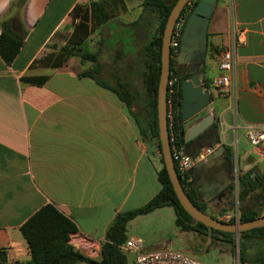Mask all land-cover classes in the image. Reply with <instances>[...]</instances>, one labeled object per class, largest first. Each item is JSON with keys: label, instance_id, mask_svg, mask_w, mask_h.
Listing matches in <instances>:
<instances>
[{"label": "crops", "instance_id": "0c3cea01", "mask_svg": "<svg viewBox=\"0 0 264 264\" xmlns=\"http://www.w3.org/2000/svg\"><path fill=\"white\" fill-rule=\"evenodd\" d=\"M106 1L110 17L100 24L87 20L71 40L86 8L78 0H0V33L5 20L12 33L23 35L11 62L0 56V252L5 255L0 264L31 258L21 226L46 204L80 232L104 238L118 212L143 205L160 189L156 141L140 128L149 127L143 49L157 32L158 14L143 0ZM113 20L118 27L111 29ZM85 29L86 37L74 44ZM116 34L120 38L110 43ZM234 35L240 40L234 54L235 114L229 99L212 86L219 51ZM207 36L199 75L209 87L217 128L208 125L184 150L193 154L204 146H228L238 163L241 158L251 164L248 169L264 173V155L255 156L244 135L247 125H264V0H218ZM77 46L97 52L98 74L108 84H127L130 109L114 90L82 74L95 62L82 59ZM138 73L144 87L140 103L132 86ZM42 76L41 82L26 79ZM194 120L183 121L185 141ZM204 167L191 169L188 189L207 210L213 199L201 195ZM245 201L256 204L251 195ZM163 209L175 217L173 206H159L131 218L126 230L137 217Z\"/></svg>", "mask_w": 264, "mask_h": 264}, {"label": "trees", "instance_id": "16d2710c", "mask_svg": "<svg viewBox=\"0 0 264 264\" xmlns=\"http://www.w3.org/2000/svg\"><path fill=\"white\" fill-rule=\"evenodd\" d=\"M197 0H189L183 8L181 15L185 18L192 10ZM143 5L150 6L158 14L159 25L157 32L150 37L143 49L144 54V70L142 72V81L147 91L146 107L149 113V127L147 130L141 128L144 136H150L155 139L156 146L159 151V159L161 167L157 171V179L160 183V189L143 205L128 211L118 212L111 225L109 226L104 240L101 245V255L98 258H90L80 253L74 245L68 242L69 233L77 230L75 223L62 214L58 209L50 204H46L35 212L24 224L21 229L28 239L31 247V258L24 262L16 264H74L76 262L85 261L91 264H130V252L122 249L120 245L125 242L126 225L128 221L137 214L147 213L156 207L163 205H172L175 212V221L183 229H194L201 234H207V231H213L226 235L233 241L234 232L220 231L201 222H193L191 215L183 208L179 202L169 176L164 167L163 158L160 150V140L158 137V126L156 116V94L157 83L160 72V45L161 34L163 31L166 17L171 9L174 0H143ZM84 8L81 12V20L75 26L71 35V40H75L77 30L85 26L86 21L90 20L92 24H100L110 17V10L106 0H94L90 6ZM2 32L0 33V56L6 61L11 62L23 41V35L12 33L7 27V21L2 20ZM88 31L85 29L79 37L78 41H73L78 44L86 37ZM82 59H89L95 62V65L82 72L83 75H88L96 80L102 86L114 90L120 99L130 109L133 99V94L129 90L127 84L116 83L115 85L108 84L98 74L97 52H92L86 49L76 47ZM191 71L185 64L179 63L176 57H170V72L169 76L176 77L177 90L173 96L172 112L173 123L169 126V136L171 145H180L183 148L188 146L193 140H184V125L181 118V80L188 76ZM28 80L37 82L43 81L44 77H26ZM207 81V80H206ZM131 111V110H130ZM135 117V113L133 112ZM212 127L217 128V124L213 123ZM219 141L216 135L215 141ZM198 151V150H197ZM196 151V152H197ZM194 152L193 154H195ZM224 157L232 166L233 158L231 149L224 147ZM252 169H248L239 175V200L245 201L247 196L257 187L264 188V173L256 172L251 175ZM181 183L190 199L202 210L207 211L205 204L196 200L194 194L188 189L189 181L180 177ZM252 205V206H251ZM242 205L240 211V220H248L260 215H264V211H260L261 205H264V200L260 204ZM212 215V214H210ZM218 218L216 215H212ZM234 221V218L229 219ZM238 249L239 261L241 264H264V226L253 227L238 233ZM5 259L4 253L0 252V261Z\"/></svg>", "mask_w": 264, "mask_h": 264}, {"label": "water", "instance_id": "95a60500", "mask_svg": "<svg viewBox=\"0 0 264 264\" xmlns=\"http://www.w3.org/2000/svg\"><path fill=\"white\" fill-rule=\"evenodd\" d=\"M189 0H174L171 9L166 17L163 31L161 34L160 45V72L157 83L156 94V116L158 126V137L160 140V150L163 158L164 167L169 176L173 190L183 206V208L193 218L192 223L201 222L206 226L220 230L239 233L253 227L264 226V215H260L244 221H226L215 218L207 211L200 209L188 196L180 176L177 174L171 153V144L167 118V81L170 72V38L176 19L181 14L183 8ZM218 0H197L190 13L187 15L180 39V48L176 56L179 63L185 64L191 73L181 80V118L184 122L194 120L187 128V139L194 137L205 127L217 120L209 111L211 106V93L209 87L200 78L199 67L204 60L207 52V30L210 17ZM204 113V114H202ZM218 131L216 130V133ZM224 146L220 145L209 153L205 160L195 164H204L206 169L203 174L204 183L219 180L220 177L214 171V166H221L219 171L223 174L224 185L227 182L225 169L222 167L225 157L221 156ZM240 169L247 170L250 163L243 164L240 158ZM255 170L251 171L254 175ZM256 190H259L257 187Z\"/></svg>", "mask_w": 264, "mask_h": 264}, {"label": "built area", "instance_id": "2783aa9c", "mask_svg": "<svg viewBox=\"0 0 264 264\" xmlns=\"http://www.w3.org/2000/svg\"><path fill=\"white\" fill-rule=\"evenodd\" d=\"M94 0H78L84 6L89 7ZM185 17L179 15L173 26L170 38V56L176 57L180 48V39L185 22ZM238 36H233L232 39L219 51L217 57V67L219 73L212 79V86L217 94L225 96L230 101L232 112L236 113L237 106V91L235 83V49L239 43ZM177 90L176 77L171 75L167 81V118L168 128L173 123L172 102L174 93ZM209 111H211V106ZM244 135L248 139L251 149L255 156L264 155V125H247L244 130ZM215 146H204L195 154H189L180 145H171V153L174 161V166L177 174L189 180V172L199 161L205 160L206 156L215 150ZM240 166L238 158H233L231 184L232 180L235 184H239ZM233 184V185H234ZM240 188V187H239ZM238 198L239 191L237 190ZM240 210H236L233 214L226 213L228 218H234V221L240 220ZM104 238L92 236L79 230L69 233L68 242L82 254L90 258H98L101 255V245ZM142 238L138 236H130L120 247L133 254V259L130 264H203L193 257L174 251L168 247H163L153 250H142ZM238 238L236 239V264H241L239 261ZM244 264H248L247 262Z\"/></svg>", "mask_w": 264, "mask_h": 264}, {"label": "rangeland", "instance_id": "374dc122", "mask_svg": "<svg viewBox=\"0 0 264 264\" xmlns=\"http://www.w3.org/2000/svg\"><path fill=\"white\" fill-rule=\"evenodd\" d=\"M131 11L135 12V9ZM116 27H118L117 22L115 20L111 21L110 28L114 29ZM119 38L120 36L117 34L112 35L109 42L113 43ZM136 75L138 76L136 77ZM136 75L132 86L136 94L135 102L140 103V99L142 97L144 99V87L141 82L140 73ZM136 110L140 111V108L136 107ZM233 184L232 180L229 195L220 200H212L213 204L207 207L208 213L216 215L219 219L229 221L231 217L228 218L225 215L226 213L233 214L236 210H240L242 205L252 204V201L239 200L237 194L239 184L236 182ZM255 203L260 204L259 201H255ZM260 208V211L263 212L264 205H261ZM166 210L163 209L156 214L149 213L148 215L137 217L128 224L126 234L128 236L134 234L142 238V250L168 247L174 251L193 257L203 264H236V239L238 238V233H234L233 241H231L226 235H221L210 230L207 231V234H201L194 229H183L176 223L175 217L171 218L166 213ZM149 247L154 248L148 249ZM128 256L131 260L133 254L130 253Z\"/></svg>", "mask_w": 264, "mask_h": 264}, {"label": "flooded vegetation", "instance_id": "af4514ba", "mask_svg": "<svg viewBox=\"0 0 264 264\" xmlns=\"http://www.w3.org/2000/svg\"><path fill=\"white\" fill-rule=\"evenodd\" d=\"M222 167L225 169V173L227 175V182L225 184V186L218 190L219 186L224 185L225 180L223 178V174L219 171V169L221 168V166H214V171H217V175L219 178V180H213V182H208L209 180H207L205 183H203V188H202V198L205 197H210V199L213 200H220L225 198L227 195L230 194V189H231V165L229 164V161L225 158L224 163L222 164ZM260 189V188H259ZM253 199L255 201H259L261 202L262 200H264V188L260 189L259 192L255 190H253L250 194Z\"/></svg>", "mask_w": 264, "mask_h": 264}]
</instances>
